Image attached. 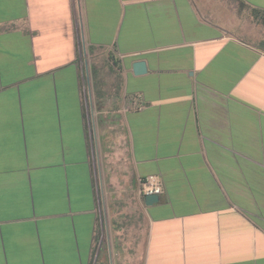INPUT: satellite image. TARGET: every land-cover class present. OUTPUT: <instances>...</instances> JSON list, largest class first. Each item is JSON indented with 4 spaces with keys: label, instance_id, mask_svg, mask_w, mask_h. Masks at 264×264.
I'll return each mask as SVG.
<instances>
[{
    "label": "crops",
    "instance_id": "obj_1",
    "mask_svg": "<svg viewBox=\"0 0 264 264\" xmlns=\"http://www.w3.org/2000/svg\"><path fill=\"white\" fill-rule=\"evenodd\" d=\"M0 264H264V0H0Z\"/></svg>",
    "mask_w": 264,
    "mask_h": 264
},
{
    "label": "built area",
    "instance_id": "obj_2",
    "mask_svg": "<svg viewBox=\"0 0 264 264\" xmlns=\"http://www.w3.org/2000/svg\"><path fill=\"white\" fill-rule=\"evenodd\" d=\"M144 108V103L139 98L134 97L130 109L132 110H142ZM164 188L159 178L152 177L140 181L139 195L145 197L147 195H162Z\"/></svg>",
    "mask_w": 264,
    "mask_h": 264
},
{
    "label": "rangeland",
    "instance_id": "obj_3",
    "mask_svg": "<svg viewBox=\"0 0 264 264\" xmlns=\"http://www.w3.org/2000/svg\"><path fill=\"white\" fill-rule=\"evenodd\" d=\"M111 159H108L106 161V164L110 165V161L111 160H114L115 158L111 155L110 156ZM112 174L113 176L117 177L118 178V175H119V171H118V168L116 167L115 168V171L112 170ZM118 183H120L121 181H119V179L117 180ZM123 182H121V184H123ZM97 184H98V188H101V182H100V177L97 176ZM107 195L104 196V200H105V204H107L108 202H111L112 200H114V202H116L117 204H121L123 206H129V207H132L134 205V199L132 197L131 194L129 193H125L124 195H122L121 199H119L120 197L119 196H108L106 197Z\"/></svg>",
    "mask_w": 264,
    "mask_h": 264
},
{
    "label": "water",
    "instance_id": "obj_4",
    "mask_svg": "<svg viewBox=\"0 0 264 264\" xmlns=\"http://www.w3.org/2000/svg\"><path fill=\"white\" fill-rule=\"evenodd\" d=\"M134 74L136 76L144 75L147 73V65L144 61H138L133 64ZM145 204L150 206L159 201L158 195H147L144 197Z\"/></svg>",
    "mask_w": 264,
    "mask_h": 264
},
{
    "label": "trees",
    "instance_id": "obj_5",
    "mask_svg": "<svg viewBox=\"0 0 264 264\" xmlns=\"http://www.w3.org/2000/svg\"><path fill=\"white\" fill-rule=\"evenodd\" d=\"M95 71V70H94Z\"/></svg>",
    "mask_w": 264,
    "mask_h": 264
}]
</instances>
